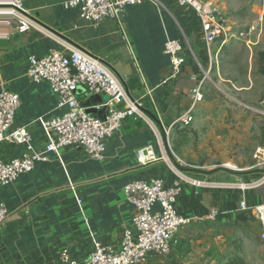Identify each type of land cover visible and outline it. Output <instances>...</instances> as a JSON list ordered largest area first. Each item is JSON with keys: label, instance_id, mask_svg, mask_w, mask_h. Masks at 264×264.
<instances>
[{"label": "crops", "instance_id": "0c3cea01", "mask_svg": "<svg viewBox=\"0 0 264 264\" xmlns=\"http://www.w3.org/2000/svg\"><path fill=\"white\" fill-rule=\"evenodd\" d=\"M68 1L23 0L37 27L20 32L13 24L0 38V83L19 97L14 126L26 128L35 149L44 145L40 120L56 117L63 110L56 109L57 96L46 84L35 85L25 77L26 59L75 48L108 66L164 135L189 107V92L199 77L196 61L205 64L196 14L175 0L127 6L123 15L127 45L111 20L86 23L77 9L64 6ZM168 38L178 40L184 49L185 63L176 77L171 76L163 53ZM139 71L152 91L153 102L144 97ZM79 95L90 107L94 105V99L86 100L83 92ZM149 146L160 155L153 129L140 119L127 118L122 129L108 139L101 160L85 157L79 148L62 149L2 187L0 203L9 216L0 225V264H60L64 249L83 262L94 242L117 243L134 215L124 199L123 186L136 180H161L165 187H172L175 181L167 162L137 164L136 151ZM21 152L19 146L0 143V160L8 161ZM244 199L250 207L264 204L261 190L242 195L183 184L176 209L190 222L209 219L221 225L250 226L253 217L239 211Z\"/></svg>", "mask_w": 264, "mask_h": 264}, {"label": "built area", "instance_id": "2783aa9c", "mask_svg": "<svg viewBox=\"0 0 264 264\" xmlns=\"http://www.w3.org/2000/svg\"><path fill=\"white\" fill-rule=\"evenodd\" d=\"M147 1L155 0H70L64 6L77 9L79 17L86 23L111 20L129 45L123 30L124 9L127 6H140ZM175 1L179 7L193 11L198 17L200 37L205 47V63L209 67L216 61L221 48L233 40H242L250 47L252 43L247 38L251 37L262 20L261 14L247 31L231 33L222 19L216 1ZM13 24L17 25L20 32L37 27L26 13L23 0H0V38L6 35L5 31L11 29ZM183 51V46L176 39L168 38L163 44V53L169 60L172 77L180 73L185 63ZM202 66L200 61H196V68L202 76L195 79V85L189 92V107L164 135L175 125L185 128L192 123L197 106L203 102L202 84L208 74ZM24 75L32 84H46L57 96L56 109L63 112L48 120H40L46 142L41 148L35 149L26 128L14 126L19 107L18 95L7 91L0 83V143L22 148L18 157L8 161L0 160V189L13 184L19 176L30 173L37 163L47 161L49 155L62 149L79 148L85 157L101 160L108 139L122 129L127 118L140 119L149 125L155 132L160 147V155L155 153L152 146L137 150V164L144 166L159 161L167 162L159 132L142 110L141 102L129 97L119 77L99 59L75 48L53 52L40 58L31 55L26 59ZM139 76L145 88L144 97L153 102L152 91L140 71ZM79 92L87 95L86 100L103 96L107 98L106 102L92 106L97 111L105 108L101 117L86 113L83 106L85 100ZM224 168L233 176V180H212L210 175L201 178L188 177L171 167L175 175L172 187H165L161 180H136L125 184L122 189L123 196L133 207L134 215L130 225L123 229L118 242H94L83 262L72 258L69 250L64 249L60 264H146L168 257L173 251L175 233L190 223L176 209L181 186L184 184L201 189L239 191L242 195L261 190L264 188V135L253 150L250 164L245 169L232 164H226ZM239 211L248 213L257 222L259 239L264 243V204L250 207L244 199ZM8 216L7 208L0 203V225Z\"/></svg>", "mask_w": 264, "mask_h": 264}, {"label": "rangeland", "instance_id": "374dc122", "mask_svg": "<svg viewBox=\"0 0 264 264\" xmlns=\"http://www.w3.org/2000/svg\"><path fill=\"white\" fill-rule=\"evenodd\" d=\"M214 1L231 33L247 31L262 14L259 27L247 38L252 45L233 40L210 67L205 63L203 102L192 123L166 135L159 132V138L167 163L182 175L212 173V180L230 181L233 176L224 166L245 169L264 135V0ZM174 241L171 255L146 264H225L234 256L245 264H264V243L255 222L234 226L193 221L178 229Z\"/></svg>", "mask_w": 264, "mask_h": 264}, {"label": "water", "instance_id": "95a60500", "mask_svg": "<svg viewBox=\"0 0 264 264\" xmlns=\"http://www.w3.org/2000/svg\"><path fill=\"white\" fill-rule=\"evenodd\" d=\"M87 95L85 96V98ZM106 99L100 98V97H95L94 98V104H100L102 102H106ZM83 106L85 107L86 113L91 114V115H96L97 117H101L105 111V108H102L100 111H97L95 108L90 107L89 103L85 102L83 103ZM212 173H209L208 175H211Z\"/></svg>", "mask_w": 264, "mask_h": 264}, {"label": "trees", "instance_id": "16d2710c", "mask_svg": "<svg viewBox=\"0 0 264 264\" xmlns=\"http://www.w3.org/2000/svg\"><path fill=\"white\" fill-rule=\"evenodd\" d=\"M230 47V43L224 45L221 49V53L224 51V50H227L228 48ZM224 53V52H223ZM226 54V53H225ZM178 125H175L171 128L170 131H172L173 129L177 128ZM189 127V126H188ZM188 127H185V128H188ZM225 225V224H223ZM226 225H229V224H226ZM225 264H245V262L243 261V259H241L240 257L238 256H234V257H231L230 259L227 260V262Z\"/></svg>", "mask_w": 264, "mask_h": 264}]
</instances>
